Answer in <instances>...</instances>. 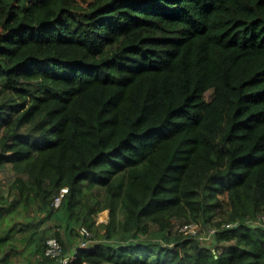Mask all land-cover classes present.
Listing matches in <instances>:
<instances>
[{
    "label": "trees",
    "instance_id": "1",
    "mask_svg": "<svg viewBox=\"0 0 264 264\" xmlns=\"http://www.w3.org/2000/svg\"><path fill=\"white\" fill-rule=\"evenodd\" d=\"M6 167L0 264H264V0H0Z\"/></svg>",
    "mask_w": 264,
    "mask_h": 264
},
{
    "label": "built area",
    "instance_id": "2",
    "mask_svg": "<svg viewBox=\"0 0 264 264\" xmlns=\"http://www.w3.org/2000/svg\"><path fill=\"white\" fill-rule=\"evenodd\" d=\"M66 192H67V187L60 188L57 194L53 197L54 206H58L60 204L62 197L65 195ZM246 221L250 225L264 226V211L256 214L252 218L250 217L246 219ZM238 223L239 220L233 222L226 221L221 224V227L228 228ZM174 228L175 231L178 233L193 236L201 240H203L202 238L211 239L216 232L215 227L204 228L199 223H195V222L178 223L177 225H175ZM93 240H94L93 232L89 230L87 227L81 226L79 228V234H78V247L88 246L89 244L92 243ZM44 244H45V250H44L45 255L50 256L52 258H56L59 264H69L75 258V253H76L75 249L70 253H64V249L56 237L46 238ZM82 264H89V263L83 262Z\"/></svg>",
    "mask_w": 264,
    "mask_h": 264
},
{
    "label": "rangeland",
    "instance_id": "3",
    "mask_svg": "<svg viewBox=\"0 0 264 264\" xmlns=\"http://www.w3.org/2000/svg\"><path fill=\"white\" fill-rule=\"evenodd\" d=\"M211 95V92H207L206 94V98H208L209 96ZM12 174L11 172L9 171L8 167H6L5 169H0V189L2 191H6L9 183H10V179L12 178ZM108 210H103L101 212H99L95 219H96V223H100V222H106L107 219H108ZM47 223L43 224L42 227H44ZM177 225V224H176ZM201 225V224H200ZM202 226V225H201ZM204 228L207 227V226H203ZM172 230H175V228H173ZM206 244H210V239H204L202 238ZM76 241H78V237H76ZM12 243L20 246L21 243L19 241H13ZM20 256L22 255H18V256H15L16 259H21Z\"/></svg>",
    "mask_w": 264,
    "mask_h": 264
},
{
    "label": "crops",
    "instance_id": "4",
    "mask_svg": "<svg viewBox=\"0 0 264 264\" xmlns=\"http://www.w3.org/2000/svg\"><path fill=\"white\" fill-rule=\"evenodd\" d=\"M73 250H74V248H71V251H73ZM12 259L17 264H19L21 262L20 260L16 259L15 257H12Z\"/></svg>",
    "mask_w": 264,
    "mask_h": 264
}]
</instances>
